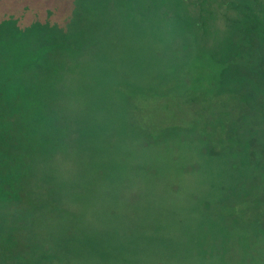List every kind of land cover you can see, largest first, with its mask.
Returning a JSON list of instances; mask_svg holds the SVG:
<instances>
[{
	"label": "rangeland",
	"instance_id": "374dc122",
	"mask_svg": "<svg viewBox=\"0 0 264 264\" xmlns=\"http://www.w3.org/2000/svg\"><path fill=\"white\" fill-rule=\"evenodd\" d=\"M27 1L13 0L22 43L52 15L7 95L0 197L18 195L0 218V254L9 244L30 249L29 264H264V80L237 59L223 90L198 82L200 50L174 33L188 24L199 41L222 38L221 0ZM241 118L258 129L233 139Z\"/></svg>",
	"mask_w": 264,
	"mask_h": 264
},
{
	"label": "trees",
	"instance_id": "16d2710c",
	"mask_svg": "<svg viewBox=\"0 0 264 264\" xmlns=\"http://www.w3.org/2000/svg\"><path fill=\"white\" fill-rule=\"evenodd\" d=\"M8 2H12V5H9V10L7 12L2 11V5ZM27 2L31 4L36 3L37 0H28ZM219 6L224 8L226 13V34L222 37H226V39L221 41L222 38H219L214 43L212 42L213 44H208L204 40L199 41L198 32L193 31L190 25L185 23L184 27L178 26L174 31L175 34L176 32H180L179 34L181 35L191 36V42H194L200 50L197 58L201 61L202 68L197 81H207L210 88L223 90L226 88L227 82L231 81L229 77L236 72L232 67V62L237 59H245L246 61L244 62L246 64L251 63V66L247 70L241 72L242 75H258L264 80V68L262 67L264 59H261L264 56V0H221ZM16 10L18 8L13 3V0H0V188L6 184L7 172L5 170L10 160L8 159L10 158L9 151L2 141L6 133L2 122L8 116L9 107L7 105L9 97L7 95H14V92L18 89L17 84L21 78V74L19 73L22 68L21 66H25V63L30 62L31 58L37 59L33 58V53L28 48L32 42L31 38L35 37L42 29L48 27L50 24L49 16L52 15V13H48L43 17L42 23L32 25L27 30H24V36H28V38L22 43L18 38H15L18 36L16 34H20L21 31L18 30L17 26L10 28L15 21H18V15L13 12ZM14 29L17 30L16 33ZM185 35L184 40L186 38ZM13 40L14 42L11 43ZM227 44L228 47L226 48ZM173 46H177V44L173 42ZM186 46L189 47L188 44ZM10 48H12V52H10ZM256 61H260L258 68L256 67L258 64ZM240 126V128L238 126L235 127L236 137L233 135V139L237 138L244 129L247 132H254L256 127L258 129V121H251L250 118H246L245 120L241 118ZM19 192L22 193L24 191L19 190ZM15 195H18V193H12L6 199L0 197V203L9 201L4 206L5 212L0 209V218L3 216L4 219H10V216L14 215L13 211H16L14 208ZM4 243L6 242L4 241ZM15 246L12 247L9 244L6 246L2 245V248L6 252L13 254L8 256L6 252H4V255L0 254V264H29V262L36 258L30 249L21 250V248L17 251L19 246Z\"/></svg>",
	"mask_w": 264,
	"mask_h": 264
}]
</instances>
